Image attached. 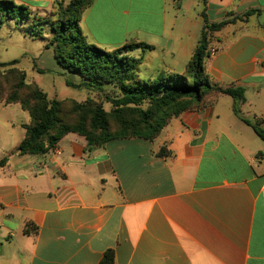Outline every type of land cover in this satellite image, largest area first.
<instances>
[{
	"label": "crops",
	"instance_id": "obj_1",
	"mask_svg": "<svg viewBox=\"0 0 264 264\" xmlns=\"http://www.w3.org/2000/svg\"><path fill=\"white\" fill-rule=\"evenodd\" d=\"M10 1L45 12L61 0ZM203 14L236 18L212 34L206 71L243 87V117L264 127V0H94L80 27L107 51L152 46L131 53L144 80L185 72ZM234 105L209 93L154 141L89 151L71 133L46 155H20L31 117L0 103V264H101L109 252L112 264H264V141Z\"/></svg>",
	"mask_w": 264,
	"mask_h": 264
},
{
	"label": "trees",
	"instance_id": "obj_2",
	"mask_svg": "<svg viewBox=\"0 0 264 264\" xmlns=\"http://www.w3.org/2000/svg\"><path fill=\"white\" fill-rule=\"evenodd\" d=\"M93 2L94 0H71L63 10L66 19L59 20L53 26L54 36L47 47L55 45V58L61 66L84 79L80 84L67 81L69 87L103 89V84L114 85L120 95L106 97V101L113 107L112 112H107L101 104L92 100L83 104L75 103L73 112L78 113L80 118L76 123H67L61 117L62 102L57 99L48 100L47 94L37 84L24 83V71L11 69V73L20 78L15 82L6 104H20L31 117L30 125L25 126L26 138L16 151L18 154L46 155L57 147L62 138L71 133L84 137L89 151L116 139L139 138L154 141L173 118L201 105L209 93L232 97L235 101V114L264 141V127L261 123L251 122L242 115L241 104L246 101V90L243 87H222L213 83L206 71V61L211 57L212 34L235 22L236 18L210 24L203 14L205 24L185 72L168 74L162 71L152 79L143 80L137 76L141 59L132 57L131 53L137 50L145 52L153 47L144 42L128 41L118 49L107 51L89 43L80 27V21L83 12ZM29 10L25 5L0 0V19L22 18ZM251 14L252 12H248L245 16ZM231 16L232 14H228V17ZM20 87L29 91L26 97L19 94ZM144 105L146 109L142 108ZM111 116L118 123L116 130L111 128ZM131 118L133 119L130 120ZM166 154L168 152L165 147L157 153L158 156ZM6 162L7 158L1 159L0 168ZM30 228L37 230L36 226L28 224L25 233H29ZM112 262L113 256L109 252L101 264Z\"/></svg>",
	"mask_w": 264,
	"mask_h": 264
},
{
	"label": "rangeland",
	"instance_id": "obj_3",
	"mask_svg": "<svg viewBox=\"0 0 264 264\" xmlns=\"http://www.w3.org/2000/svg\"><path fill=\"white\" fill-rule=\"evenodd\" d=\"M68 4L69 2L66 3L64 0L56 1L53 8L45 12H35L29 8L27 15L22 18L5 17L0 19V81L2 95L0 103H7L11 92L14 90L15 82L20 78L10 71L17 68L25 72V84H37L47 94L48 100L57 99L62 102L61 117L67 123H76L80 118L78 113L73 112L75 103L83 104L92 100L101 104L107 112H112L113 107L111 103L106 101V97L120 95L119 90L112 84H103V89L86 86L81 88L69 87L67 81L80 84L84 79L79 74L69 72L61 66L55 58V45L47 47L54 36L53 26L59 20L66 19L63 10ZM11 62L16 63L3 65ZM39 70L43 72L41 73ZM137 76L140 77V71ZM18 92L22 94V97H26L29 91L20 87ZM142 108L146 109V105ZM110 122L112 130L118 129V123L114 117H110Z\"/></svg>",
	"mask_w": 264,
	"mask_h": 264
},
{
	"label": "built area",
	"instance_id": "obj_4",
	"mask_svg": "<svg viewBox=\"0 0 264 264\" xmlns=\"http://www.w3.org/2000/svg\"><path fill=\"white\" fill-rule=\"evenodd\" d=\"M216 52V49L215 48H212L211 49V54L215 53Z\"/></svg>",
	"mask_w": 264,
	"mask_h": 264
}]
</instances>
